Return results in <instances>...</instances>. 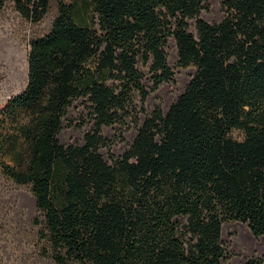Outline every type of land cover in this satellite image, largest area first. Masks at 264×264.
<instances>
[{
    "label": "trees",
    "instance_id": "obj_1",
    "mask_svg": "<svg viewBox=\"0 0 264 264\" xmlns=\"http://www.w3.org/2000/svg\"><path fill=\"white\" fill-rule=\"evenodd\" d=\"M10 1L32 23L57 6L30 41L25 89L0 110V165L30 187L57 264H224V223L264 235V0H223L215 23L209 0ZM171 40L195 71L166 111H145L139 65L153 89L173 80ZM137 99V134L107 159L102 128L133 117ZM76 100L93 127L65 144Z\"/></svg>",
    "mask_w": 264,
    "mask_h": 264
},
{
    "label": "rangeland",
    "instance_id": "obj_2",
    "mask_svg": "<svg viewBox=\"0 0 264 264\" xmlns=\"http://www.w3.org/2000/svg\"><path fill=\"white\" fill-rule=\"evenodd\" d=\"M222 2L209 0L202 17L211 23L220 21L224 16ZM56 11L54 3L41 22L32 23L16 10L10 0L0 9V110L11 97L25 89L30 41L34 36L49 31ZM167 53L168 62L175 71L174 79L156 89H153L150 81L149 65H139L145 73L144 82L150 91L144 104L145 111H151L156 105L166 111L185 89L195 71L194 67L183 68L178 65L174 40L169 43ZM136 103L134 116L128 117L125 123L103 126L102 133L109 143L102 147L101 152L107 159L111 154H123L136 136L143 118L141 103L138 99ZM137 118L140 119L138 122L135 120ZM92 127L90 109L83 100H76L68 110L60 139L65 144L82 143L85 133ZM234 135L241 136L238 131ZM41 221L42 214L30 187L15 182L0 165V264H57L41 238ZM223 239L229 254L224 264H245L248 258L264 254V235L255 236L249 225L242 221L224 223Z\"/></svg>",
    "mask_w": 264,
    "mask_h": 264
}]
</instances>
